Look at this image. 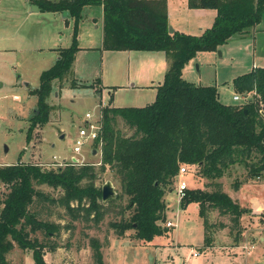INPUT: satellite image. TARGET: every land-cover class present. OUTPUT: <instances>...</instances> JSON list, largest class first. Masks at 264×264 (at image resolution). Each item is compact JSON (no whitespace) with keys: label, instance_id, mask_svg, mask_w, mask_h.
I'll return each instance as SVG.
<instances>
[{"label":"trees","instance_id":"trees-1","mask_svg":"<svg viewBox=\"0 0 264 264\" xmlns=\"http://www.w3.org/2000/svg\"><path fill=\"white\" fill-rule=\"evenodd\" d=\"M42 12H66L74 21L73 42L57 47L56 61L41 70L39 85L30 91L36 95L39 109L31 114L30 137L37 123H45L51 110L47 97L52 82L63 79L71 70L77 45V32L83 9L102 8L103 49L162 50L168 66L163 80L156 86L152 102L144 106H104L101 129L92 142L100 147V163L78 164L70 161L42 164L18 161L0 165V264H11L8 253L14 247L31 250L34 264L47 263L46 250L54 251L57 243L53 234L61 226L71 224L41 219L37 203L42 200L61 205L73 221L93 220L97 223L108 211L104 205L101 186L95 181L108 166L118 179L121 192L128 197L125 208L131 207L128 217L109 223L118 234L134 228L141 243L171 230L163 225L166 219L165 194L173 190L180 165L198 166L199 173L214 184L212 189L187 187L180 207L193 202L199 210L204 226V242L210 244L206 233L213 223L208 222L211 209L229 215L233 228L240 224L246 211L236 199L215 181L234 163L249 166L252 176L264 170V67L255 66L231 79V86L242 95L251 96L237 103H223L218 87L193 83L183 77L182 68L198 51H212L250 27L260 23L264 15V0H187L189 9H214L211 26L200 33L178 29L169 31L166 0H32ZM65 18V19H66ZM76 85V81L72 86ZM119 116L133 132L124 135L115 127ZM254 152L257 162L248 159ZM45 183L61 189L59 196L36 188ZM237 187V183L235 184ZM114 198L108 200L109 204ZM72 202H76L73 205ZM49 210V209H47ZM220 226H225L222 222ZM233 233L232 228L229 232ZM39 234L42 237H39ZM239 228L234 238L239 237ZM89 246L95 264H107L103 259V243L90 237Z\"/></svg>","mask_w":264,"mask_h":264},{"label":"rangeland","instance_id":"rangeland-1","mask_svg":"<svg viewBox=\"0 0 264 264\" xmlns=\"http://www.w3.org/2000/svg\"><path fill=\"white\" fill-rule=\"evenodd\" d=\"M99 11L102 17L101 10L96 6L83 9L76 35L77 45L91 47L76 54L77 74L70 70L63 79L53 80L51 93L47 97L51 106L48 120L35 124L27 138L32 120L30 116L35 109H39L36 95L30 90L39 85L41 70L56 61V48L69 46L73 42L74 21L71 17L64 19L63 13L40 11L38 5L32 4V0H0V165L28 161L42 164L43 167H53L51 163L72 161L78 164L95 163L99 166L100 147L93 142L86 144L80 153L73 151L75 136L86 121L85 114L91 113L100 122L101 111L109 104L110 94L107 91L103 99L100 98L99 78L102 75L108 84L112 77V81L120 79L118 75L125 72L128 66H134L131 70L139 66L142 71L147 70V66L140 63L142 59L136 56H132L129 61L127 56L121 58L116 52L108 51L105 56L101 55V48L98 46L101 27ZM173 16L172 13V18ZM250 34L254 35L252 28ZM255 35L254 46L248 39L236 41L233 38L217 50L198 53L185 69V78L193 83L215 84L220 100H231L234 93L231 79L251 69L255 53L264 63V15ZM158 60H154L153 70L162 62ZM164 64L166 68L167 61ZM74 81L76 85L72 86ZM153 95L155 91L151 89L134 90L127 86L126 89L115 91L113 103L116 106H144L153 101ZM240 96V101L245 102L251 95ZM115 124L124 135L133 132L119 116L116 117ZM253 154L247 160L248 163L258 161L260 155L256 152ZM73 155L77 157L76 162L72 160ZM185 167L183 178L188 187L207 190L215 187L211 179L199 173L198 166ZM262 172L259 177L251 176L249 166L234 163L225 170L223 176L215 179L246 211L240 216L239 226L233 228L229 215L220 214L217 208L211 209L208 222L215 226L206 231L210 235V244L204 242L205 229L196 204L190 202L185 207H180L176 186H173V190L166 191V219L163 225L168 220L175 224L167 226L171 230L164 235L141 243L135 236L134 228L118 234L109 225L112 220L128 217L132 210L131 207L125 208L128 203L126 195L117 198L121 192L120 183L106 166L95 183L102 186L104 182L111 181L117 196L110 204L108 200H101L108 212L97 223L92 219L73 221L69 212L61 205L43 200L33 205L37 207L41 219L60 225L71 224L70 228L61 226L53 234L52 240L58 246L54 251L46 250L44 258L47 263L55 264H95L88 242L90 237L96 236L103 243V259L107 264H233L234 259V264H264L262 245L249 252L251 246L258 243L260 237H264V211L253 212L248 194L251 188H256L264 199V170ZM36 188L54 197H58L61 191L60 188L54 189L45 183L36 185ZM3 191L4 187L1 186L0 193ZM72 204L76 205V202ZM221 222L225 226H220ZM231 228L232 234L229 233ZM238 228L239 238L235 240L233 236ZM39 237L42 235L39 234ZM190 248L200 251V255H191ZM8 258L11 264H34L31 250L27 249L25 251L14 247L8 253Z\"/></svg>","mask_w":264,"mask_h":264},{"label":"crops","instance_id":"crops-1","mask_svg":"<svg viewBox=\"0 0 264 264\" xmlns=\"http://www.w3.org/2000/svg\"><path fill=\"white\" fill-rule=\"evenodd\" d=\"M166 2H167V13H168V18H169V23H170V26H172V28L174 30L178 29L180 31H184L187 33H192V34L197 33L198 34L201 31H203L205 28L211 26V23L213 22V20L215 18L214 16L216 14V11L214 9H211V10L210 9H198V8L189 9L187 6V0H166ZM98 9H100L102 12V8L98 7ZM172 13L174 14V16H173L174 19L172 18ZM98 14H99L98 19L101 20V27H100V34H99L100 42H98V44H99L98 46H100V48H101L102 47V40H103V37H102V35H103V20H102V17L100 15V11L98 12ZM62 17L65 19L66 15H62ZM258 24L250 27V28H252V33L254 34L253 36H251L250 28H249L248 30H246L245 33H240L238 35H235V36L231 37L229 40L232 41L233 38L236 41L241 40V39H244V40L248 39V40L253 42V46H254V44L256 42L255 32L258 31ZM223 45H221V46H223ZM221 46L219 48H221ZM90 47L91 46H86V47L79 46V49L75 52V58H74V61H73L72 67H71L72 73L77 74L75 72L76 71V68H75L76 54L80 50L85 49V48H90ZM108 51L116 52L119 56H121V58H122V56H124V57L127 56L129 61H130L132 56H136L138 59H142V60H140V63H142V64L144 63L147 66V70L142 71L140 69V66L138 68H135L134 70H131V68H134V66L133 67L128 66V68H126L125 72H121L122 74L118 75V78H120V79H118L116 81H112V79L114 78V77H112L110 79L111 80L110 83H108V84L104 81V79L101 75V77L99 78V81H98V85L101 89V90H98V92H100L99 95H100L101 99H103V96L108 92L110 94L108 105L116 106L113 103L115 91L117 89H126L127 86H129L130 89H134V90H142L143 88L144 89H146V88L151 89L152 91H155V95H156V91H157L156 86L158 84H160V82L163 80L164 74L166 72V70H164V69L167 68V67L164 68L165 67L164 62L167 61L166 65L168 66V60L166 59V55L162 50H160V51H162L163 53H160V51H149V50H142V51L141 50H133V49H125V50L107 49V50H105V49L101 48V55L105 56L104 54H107L106 52H108ZM55 52L57 54V50ZM200 52H203V51H198L197 54ZM155 59L156 60L159 59L158 60L159 62L162 60V62L160 63V65L158 63L156 68L153 70V66H154L153 62ZM194 59L195 58L191 59L182 68L183 77H185L184 76L185 75V73H184L185 69L188 67L190 62ZM129 61H128V64H130ZM255 66H263L264 67V63H262L260 61V59L257 56V53L254 54L251 69H252V67H255ZM143 68L144 67H142V69ZM243 73H245V72H243ZM26 84H27V82H26ZM233 90H234V88H233ZM234 94H238V95H241L240 97H243L242 94H239L238 92H236L234 90V93L231 96L232 99H234L233 98ZM249 94L251 95V93H249ZM155 95H153V96H155ZM231 100H228L226 102L222 101V102L223 103H230ZM237 101L239 102L240 99H238ZM148 103H150V102H148ZM248 194H249V202L251 203V207L253 209V212L261 213L262 211H264L263 210L264 209V199L262 197H260L256 188H251V190L248 191ZM195 208H196V206H195ZM197 211H198V209H197ZM259 245L260 246L262 245L263 246L262 248L264 249V237H260V241L258 243L253 244L252 245L253 247L251 246L252 249H250L249 252H253V249L254 248L256 249ZM191 249H194V248H190V252H191ZM234 261H235V259H234ZM234 261H233V264H234ZM246 262H249V261H246Z\"/></svg>","mask_w":264,"mask_h":264},{"label":"built area","instance_id":"built-area-1","mask_svg":"<svg viewBox=\"0 0 264 264\" xmlns=\"http://www.w3.org/2000/svg\"><path fill=\"white\" fill-rule=\"evenodd\" d=\"M233 98L238 100L239 95L234 94ZM86 121L85 124L79 127L78 134L75 136L74 139V147L73 151L80 153L83 149V147L86 144L92 143V140H94L96 137H98L99 131L101 129V124L98 121L99 119H95L91 113L87 112L86 114ZM74 155L72 156V158ZM77 160V157H74ZM186 171L185 165H180L179 170H178V179L176 182V191L178 198L181 200V198L185 195L184 190L188 187L187 181L183 178L184 172ZM264 210V209H263ZM175 223L172 222L171 220H168L166 222V226H172ZM191 255L193 256H199L200 251L191 249Z\"/></svg>","mask_w":264,"mask_h":264},{"label":"water","instance_id":"water-1","mask_svg":"<svg viewBox=\"0 0 264 264\" xmlns=\"http://www.w3.org/2000/svg\"><path fill=\"white\" fill-rule=\"evenodd\" d=\"M35 8L36 10L38 9V7H35ZM63 15H67L66 12H63ZM172 30H173L172 26L169 25V31L171 32ZM218 52H220V50H218ZM237 102L238 101L235 99L231 100V103H237ZM33 112L37 113V110L35 109ZM72 160L76 162V159L74 157L72 158ZM101 194H102L103 201L110 200L111 198H114L117 196L114 185L112 184L111 181H106L102 184Z\"/></svg>","mask_w":264,"mask_h":264}]
</instances>
